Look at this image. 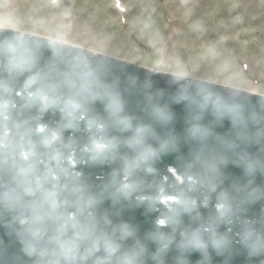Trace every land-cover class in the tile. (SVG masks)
I'll use <instances>...</instances> for the list:
<instances>
[{
    "label": "water",
    "instance_id": "95a60500",
    "mask_svg": "<svg viewBox=\"0 0 264 264\" xmlns=\"http://www.w3.org/2000/svg\"><path fill=\"white\" fill-rule=\"evenodd\" d=\"M0 264H264V98L0 29Z\"/></svg>",
    "mask_w": 264,
    "mask_h": 264
},
{
    "label": "rangeland",
    "instance_id": "374dc122",
    "mask_svg": "<svg viewBox=\"0 0 264 264\" xmlns=\"http://www.w3.org/2000/svg\"><path fill=\"white\" fill-rule=\"evenodd\" d=\"M110 1L0 0V27L264 95V0H119L127 29Z\"/></svg>",
    "mask_w": 264,
    "mask_h": 264
}]
</instances>
